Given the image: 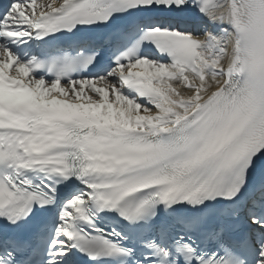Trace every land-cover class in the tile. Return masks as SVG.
I'll return each instance as SVG.
<instances>
[{
	"label": "snow or ice",
	"instance_id": "1",
	"mask_svg": "<svg viewBox=\"0 0 264 264\" xmlns=\"http://www.w3.org/2000/svg\"><path fill=\"white\" fill-rule=\"evenodd\" d=\"M0 264H264V0H0Z\"/></svg>",
	"mask_w": 264,
	"mask_h": 264
}]
</instances>
